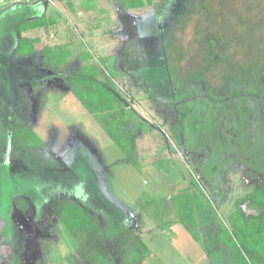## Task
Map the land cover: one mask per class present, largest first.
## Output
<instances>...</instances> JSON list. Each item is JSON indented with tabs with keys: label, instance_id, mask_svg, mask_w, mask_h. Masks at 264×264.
<instances>
[{
	"label": "rangeland",
	"instance_id": "obj_1",
	"mask_svg": "<svg viewBox=\"0 0 264 264\" xmlns=\"http://www.w3.org/2000/svg\"><path fill=\"white\" fill-rule=\"evenodd\" d=\"M135 2L0 7V264H93L85 229L70 232L56 216L64 196L98 217L113 264L123 262L108 217L147 246L142 264H212L215 232L229 264H251L207 207L230 235L264 191V0ZM72 72L109 85L120 102L87 113ZM55 73L63 77L36 95ZM181 92L188 147L172 102ZM120 115L139 127L138 168L105 133ZM202 164L218 165L217 203Z\"/></svg>",
	"mask_w": 264,
	"mask_h": 264
},
{
	"label": "trees",
	"instance_id": "obj_2",
	"mask_svg": "<svg viewBox=\"0 0 264 264\" xmlns=\"http://www.w3.org/2000/svg\"><path fill=\"white\" fill-rule=\"evenodd\" d=\"M200 1V0H198ZM142 5L141 0H136L133 7H140ZM23 20H20L21 22ZM17 22V23H19ZM20 47L17 46L15 53H18ZM60 74H54L53 76H47L46 81H53L59 78ZM60 77H63V75ZM69 85L72 84L77 87L75 96L77 100L85 107V110L89 113H99L108 111L113 108L114 103L120 102L119 97L115 92L111 91V87L107 84L99 82L88 74H80L78 72H72L69 76ZM93 90H90V88ZM180 86V85H179ZM181 91V90H180ZM183 92V91H182ZM180 93L177 97L172 99L177 109V120L181 130L182 140L185 146V127L186 119L188 117V110L186 108V99L188 93ZM247 92L256 93V90H248ZM240 91L233 90L229 95H238ZM125 116L120 115L119 118L114 119L105 129V133L110 140L115 144L119 151L124 155L125 161L138 168V159L135 150V134L139 131V127L131 125L128 127V123L124 119ZM27 127V126H26ZM14 138L10 137L11 150L15 151ZM223 159V156H222ZM224 160H221L223 165ZM205 165V163H204ZM205 170L203 164L199 166ZM203 172V171H202ZM204 180H206L211 186L215 187V180L219 177L218 165H211L209 170H205ZM203 176V175H202ZM213 189V188H212ZM214 190V202L217 203L222 198V194L219 190ZM249 204L253 206L254 214L239 213L238 224L233 228L232 233L229 235L222 222L217 217L214 208L209 205L207 207V213L211 218L217 220L219 225V231L229 241H233L237 252L242 254L251 264H264V191L260 190L255 192L253 196H250ZM55 213L60 222L70 232L77 226L85 229V242L87 253L90 255L93 264H113L114 258L107 248L101 244V237L99 234V219L95 214L88 212L86 209L79 206V203L71 200L69 197L60 199L55 205ZM109 228L105 233L108 236H112L119 241L120 245V258L123 264H142L150 255V251L147 246L132 232L125 227H121V223L118 222L115 217H108ZM113 223V225H111ZM215 241L214 246L205 250L206 257L212 264H229L226 252L221 247L220 236L215 232L212 235ZM220 241V242H219Z\"/></svg>",
	"mask_w": 264,
	"mask_h": 264
},
{
	"label": "crops",
	"instance_id": "obj_3",
	"mask_svg": "<svg viewBox=\"0 0 264 264\" xmlns=\"http://www.w3.org/2000/svg\"><path fill=\"white\" fill-rule=\"evenodd\" d=\"M34 4V3H33ZM33 4H30V5H13V7H15V6H23V7H19V8H16V9H19V10H25V12H23L24 14L26 13V12H30V11H34L35 9H38V8H41V5H39V6H35V5H33ZM12 9H15V8H12ZM15 9V10H16ZM27 18H31L30 16H28ZM43 82H46V83H44L43 84V86L42 87H40V89L38 90V92L36 93V95H39V94H41V92L43 91V90H46V89H48V87L49 86H51V85H53V83L51 82V81H46L45 79H44V81ZM55 88H60L59 86H55ZM29 93L31 94V91H29ZM75 101L78 103V100L75 98ZM85 110V109H84ZM86 111V110H85ZM87 112V111H86ZM88 113V112H87ZM15 160H17V161H21V159L19 158V159H15ZM65 197V196H64ZM64 197H59L58 199H56V204H57V202L60 200V199H63ZM23 200V202L25 203L26 202V200H24V199H22ZM27 203V202H26ZM55 204V205H56ZM27 207H28V204H27ZM17 209V208H16ZM18 210V209H17ZM19 211V210H18ZM23 214H26V212L25 213H23Z\"/></svg>",
	"mask_w": 264,
	"mask_h": 264
},
{
	"label": "built area",
	"instance_id": "obj_4",
	"mask_svg": "<svg viewBox=\"0 0 264 264\" xmlns=\"http://www.w3.org/2000/svg\"><path fill=\"white\" fill-rule=\"evenodd\" d=\"M36 0H0V7H8L13 5H30Z\"/></svg>",
	"mask_w": 264,
	"mask_h": 264
}]
</instances>
